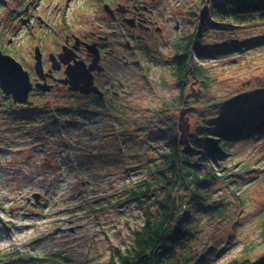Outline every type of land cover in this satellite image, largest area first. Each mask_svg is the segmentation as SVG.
I'll return each instance as SVG.
<instances>
[{
    "label": "rangeland",
    "instance_id": "rangeland-1",
    "mask_svg": "<svg viewBox=\"0 0 264 264\" xmlns=\"http://www.w3.org/2000/svg\"><path fill=\"white\" fill-rule=\"evenodd\" d=\"M40 1L32 2L38 4ZM47 1L50 0H43V11ZM56 1L59 2L52 0L53 3ZM62 1L68 6L63 18L58 15L62 23L57 22L55 31L50 32L52 37L42 43L48 51L60 41L61 32L71 29L63 21L70 24L74 21L72 29L76 32L89 28L100 32L118 29L116 25L104 23V0ZM167 2L170 8L165 16L176 17L183 28L181 32L171 29L169 39L185 31L192 33L200 22L202 0ZM24 3L25 0H0V49L15 52L26 63L34 54L35 43L28 37L24 7L16 9ZM125 31L128 33V29ZM203 34L202 46L206 51L203 55L197 53L196 58L213 70L215 82L209 91L189 81L187 84L192 86L186 90L185 84L183 96L189 94L192 98L189 107L196 106L195 111L192 108V112L185 114L191 131L201 122L205 107L212 101L227 96L240 97L242 91H255L259 89L258 85L264 84V25L222 32L208 28ZM140 36L148 42L142 47L150 68L130 69L129 107L116 112L111 110V116L100 114L85 120L93 133L76 122L61 126L50 122H38L34 126L12 122L1 107L14 110H10L9 102L0 91V141H20V144L13 141L8 149L0 148V253L16 249L23 256L60 254L80 263L103 264L116 248L127 247L135 231L143 225L142 203L121 202L123 187L130 180L142 177L148 161L156 158L159 151H166V142L155 125L158 122L154 120L155 111L163 101H175L182 92L171 74L174 48L162 42L166 35ZM113 38L120 39L119 35H113ZM237 38H259L262 42L226 54L213 52L216 47ZM250 99L246 103L234 101V106L226 107L225 111H232L238 120L243 116L244 120H257L251 110L264 100V95ZM183 107L163 112V115L167 114L163 118L164 129L177 124L179 136ZM205 113L207 115L208 111ZM69 115L67 117L72 120L75 118L73 112ZM45 118L53 119L50 115ZM38 140L48 142V146L33 147ZM218 170L225 177L220 178L212 189L215 197L225 199L226 219L211 221L199 206L191 210L190 216L195 219L190 243L191 264H222L233 258H256L264 253L261 226L264 215V130L233 139L229 155L221 160ZM35 193L41 195L39 200L34 197Z\"/></svg>",
    "mask_w": 264,
    "mask_h": 264
},
{
    "label": "trees",
    "instance_id": "trees-1",
    "mask_svg": "<svg viewBox=\"0 0 264 264\" xmlns=\"http://www.w3.org/2000/svg\"><path fill=\"white\" fill-rule=\"evenodd\" d=\"M205 4V0L200 3L201 6ZM209 11V17L204 25L199 27L198 23L195 30L189 33V37L177 39L172 47L175 52H173L174 68L171 74L181 88L182 94H179L175 101H163L154 115V120L158 121L155 125L160 128L159 134L166 142V151L163 153L159 151L156 158L148 161L142 177L130 180L131 182L123 187L121 202L142 203L143 225L135 231L127 247L116 248L103 264H191L193 252L190 243L194 234L193 221H195L190 216L191 210L199 206L211 221L226 219L228 207L225 199L215 197V191L212 189L220 178L225 177L220 175L218 170L221 160L229 155L233 139L245 133H258L264 130V100L254 105L251 110L257 120H244V116L238 120L232 111H225L226 107L234 106V101L246 103L253 96L264 95V84L258 85L259 89L255 91H242L240 97L227 96L212 101L205 107L203 118L197 127L193 131L189 129L184 142H181L183 138L181 133L180 136L178 134L177 124L175 127L170 125L164 129L163 118L167 117V114L163 115V112L166 109L178 110L182 105L183 108L189 107L184 104L185 96H183L188 81L191 84H198L205 91H209L214 85L215 73L196 58L197 53L203 55L206 51L202 46L203 31L208 28L221 32L237 31L258 24L264 25V0H213ZM261 42L259 38L250 40L237 38L232 43L216 47L217 49L212 51L226 54L251 48ZM191 84L189 87L192 86ZM191 100L192 98H189V101ZM192 107V111H195L196 106L192 105ZM1 109L12 122L32 123V126L38 122H50L57 126L65 125L66 122L69 125L76 122L77 125L85 126L84 128L90 133H93V129L86 121L98 115L95 110L93 112L77 110L69 105L52 109L54 113L51 109H45L44 112H49L44 116L36 115L37 113L33 115L35 112L28 115L22 107L21 110L19 109L20 113H16L17 110L14 109L15 112L9 111L4 106ZM205 111H208L207 115ZM70 112L74 113L73 120L67 117L70 116ZM48 115L53 117L51 121L45 118ZM78 115L82 116L78 117ZM43 130L44 128L41 132ZM13 141H0V148L8 149ZM17 143L20 144V141ZM47 143L45 141L40 143L38 140L32 146L46 147ZM261 226L264 235V215ZM0 264L86 263L74 261L60 254L41 257L23 256L22 252L14 249L0 253ZM222 264H264V253L256 258H233Z\"/></svg>",
    "mask_w": 264,
    "mask_h": 264
},
{
    "label": "flooded vegetation",
    "instance_id": "flooded-vegetation-1",
    "mask_svg": "<svg viewBox=\"0 0 264 264\" xmlns=\"http://www.w3.org/2000/svg\"><path fill=\"white\" fill-rule=\"evenodd\" d=\"M32 1L25 0L26 3L16 9L22 10V7L25 9L23 15L25 20H28V37L35 43L34 54L25 63L16 56L15 52L0 49L3 53L16 58L28 73L32 87L28 93L27 103L14 101L11 95L4 94L0 89L12 110H21L22 107L28 115L35 112L33 115L37 113L36 115L44 116L49 112H44L45 109L52 110L69 105L77 110L90 112L95 110L98 115L111 116L113 115L110 113L111 110L116 112L129 107L127 103L131 94L130 69L150 68L148 58H145L146 52L142 47L148 42L140 35L165 34L166 37L162 42L170 48L177 39L189 37V32L185 31L174 39H169L171 34L168 33L171 29L181 32L183 28L181 21L176 17L165 16L170 8L167 0H104V23L116 25L118 29H106L100 32L89 28L76 32L72 29L74 21L71 24L63 21L71 29L61 32L60 41L48 51L42 47V43L52 37L50 32L55 31L54 25L57 22L62 23L58 15L63 18L68 6L62 0L54 3L50 0L47 1L46 9L43 11V0L38 4ZM205 1L210 6L213 0ZM37 10L41 11L37 12ZM51 14L57 16L51 18L49 16ZM29 29L33 31L30 32ZM125 29H128V33H125ZM113 35H119L120 39H114ZM159 45L157 44L158 47ZM73 70L78 75V80L72 79L70 73ZM133 85L134 88L136 85L135 83ZM89 88L93 90L85 92V89ZM184 104L189 106V94L185 95ZM119 114L123 116V111Z\"/></svg>",
    "mask_w": 264,
    "mask_h": 264
},
{
    "label": "water",
    "instance_id": "water-1",
    "mask_svg": "<svg viewBox=\"0 0 264 264\" xmlns=\"http://www.w3.org/2000/svg\"><path fill=\"white\" fill-rule=\"evenodd\" d=\"M209 14V5L205 4L200 10L199 27L205 24ZM70 75L73 80L79 79L74 70ZM31 87L28 73L24 70L23 65L13 56L5 54L0 50V89L4 94L11 95L16 102L27 103ZM85 90V92H90L93 89L89 88ZM192 108V106L185 107L180 112L179 129L181 131V138H183L181 142L185 141L184 139L189 132V124L186 122L185 114L192 110ZM40 196L39 193L34 194L37 200H39Z\"/></svg>",
    "mask_w": 264,
    "mask_h": 264
}]
</instances>
